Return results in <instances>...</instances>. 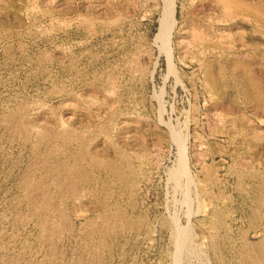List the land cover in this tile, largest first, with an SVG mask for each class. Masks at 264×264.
Returning <instances> with one entry per match:
<instances>
[{
  "label": "rangeland",
  "instance_id": "rangeland-1",
  "mask_svg": "<svg viewBox=\"0 0 264 264\" xmlns=\"http://www.w3.org/2000/svg\"><path fill=\"white\" fill-rule=\"evenodd\" d=\"M161 10L0 0V264H264V0Z\"/></svg>",
  "mask_w": 264,
  "mask_h": 264
},
{
  "label": "bare ground",
  "instance_id": "bare-ground-1",
  "mask_svg": "<svg viewBox=\"0 0 264 264\" xmlns=\"http://www.w3.org/2000/svg\"><path fill=\"white\" fill-rule=\"evenodd\" d=\"M174 9H175V0H162V10L160 13V16L158 18V26H157V32L154 36V41L155 44L157 43L158 49L160 52H162L165 55L166 58V64H167V69L170 71L172 68L171 65V48H170V36H171V32L175 23V19H174ZM251 80V79H250ZM256 85V84H254ZM261 86V85H260ZM258 87V86H257ZM260 90V89H259ZM261 92V91H259ZM260 94V93H259ZM177 135V133H176ZM174 136L177 145H178V151H179V157H178V166L175 170H173V172L171 173V176L175 177L177 174H187V169H186V165H185V154H184V146L183 143L181 142L182 140H180V138L178 136ZM74 166V165H73ZM74 170V169H73ZM117 171V170H116ZM189 174V173H188ZM187 174V175H188ZM180 176V175H179ZM30 177V176H29ZM182 177V176H181ZM181 179V178H180ZM184 179V178H183ZM179 180V179H178ZM72 182V181H71ZM177 182V181H176ZM59 183V182H58ZM64 183V181H63ZM180 183V182H179ZM29 184V183H28ZM190 184V183H189ZM184 185V184H183ZM28 186V185H27ZM65 186V185H64ZM180 187V186H179ZM64 188V187H63ZM75 188V187H74ZM70 191V190H68ZM187 191V189H186ZM185 194V193H184ZM45 197V195L43 196V198ZM47 197V196H46ZM187 199V198H186ZM45 201V200H44ZM186 203V202H185ZM39 204V203H37ZM43 206V204H42ZM42 208V207H41ZM39 209V207H38ZM47 219V218H46ZM61 219V218H60ZM114 219V218H113ZM107 220V219H106ZM109 220V219H108ZM117 220V218H116ZM60 221V220H59ZM50 222V221H49ZM61 222V221H60ZM117 222V221H116ZM174 222V221H172ZM48 223V222H47ZM58 224V222H57ZM105 224V223H104ZM116 225V224H115ZM110 226V225H109ZM107 227V226H106ZM174 227V226H173ZM177 228V227H176ZM175 228V229H176ZM186 228V227H185ZM183 228V229H185ZM42 229V228H40ZM64 229V228H63ZM174 229V230H175ZM182 230V232H177L178 233V240H177V253H176V258H174V260H177L178 254L180 253L179 251H181L180 249L182 248L183 244L181 243L183 241V239L186 236V231ZM53 230V228H52ZM62 230V229H61ZM75 230V229H74ZM111 230V229H110ZM44 232V231H43ZM42 232V233H43ZM103 232V231H102ZM47 233V232H45ZM59 233V232H58ZM54 234V233H53ZM176 234V233H175ZM175 238V237H174ZM48 239V237H47ZM53 240V239H51ZM175 240V239H174ZM188 240V239H187ZM175 242V241H174ZM50 244V243H49ZM52 244V243H51ZM176 244V242H175ZM48 245V244H47ZM245 247V246H244ZM175 246H174V250H175ZM186 248V247H185ZM179 249V250H178ZM194 249V248H193ZM95 251V250H93ZM215 251V250H214ZM97 252V251H96ZM176 252V251H175ZM49 253V252H48ZM185 253V252H184ZM188 253V252H187ZM174 254V253H173ZM186 254V253H185ZM250 254V253H249ZM94 257V256H93ZM97 257V256H95ZM179 258V257H178ZM46 259V258H45ZM175 260V261H176ZM46 261V260H45ZM52 261V259H51ZM50 261V262H51ZM261 262V261H260ZM48 263V262H47ZM55 263V262H54ZM176 263V262H175ZM177 264V263H176Z\"/></svg>",
  "mask_w": 264,
  "mask_h": 264
}]
</instances>
